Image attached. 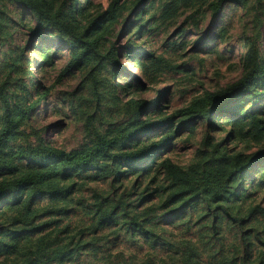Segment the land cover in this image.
I'll use <instances>...</instances> for the list:
<instances>
[{
  "label": "rangeland",
  "instance_id": "obj_1",
  "mask_svg": "<svg viewBox=\"0 0 264 264\" xmlns=\"http://www.w3.org/2000/svg\"><path fill=\"white\" fill-rule=\"evenodd\" d=\"M32 1L62 21L65 17L77 34L105 14L99 18L105 20L97 46L99 56H89L64 73L78 51L72 39L44 24L32 35L38 25L31 11L11 0H0V86L6 80L5 65L13 58L12 79L5 87L7 95H14L24 110L20 112L19 136L0 154L12 164L0 169V182L7 170L16 167L47 168L55 152L83 151L94 144L95 133L106 139L123 138L115 152L133 149L146 140L162 142L163 148L153 161L139 165V177L121 166L114 183L106 177L77 188L75 194L61 199L66 201L62 213L49 212L47 196H23L31 200L32 211L38 210L25 227L17 222L7 225L18 194L5 196L0 202V264H181L190 249L192 264H221L226 257L243 253V235L250 236L253 255L264 253V156L259 157L264 138L229 139L222 116L216 115L213 122L181 117L188 107H206L208 95L240 79L251 46L264 63V0H117L122 9L112 17L107 11L113 0ZM46 51L49 58L44 59ZM156 99L158 105L149 107ZM137 102L141 104H134ZM240 110L264 116V90L245 97ZM166 117L172 118L171 124L153 126ZM149 125L136 133L139 126ZM130 135L133 137L127 138ZM38 148L45 152L41 157L30 155ZM24 152L30 158L46 160L28 162ZM253 157L258 159L232 181L228 201L241 225L219 221L218 242L211 236V219L203 220L206 210L199 200L172 212L173 206L162 208L166 195L160 198L152 193L157 186L172 187L169 177L154 163L169 162L196 174L229 165L235 158ZM96 170L91 167L82 175L92 176ZM104 173L109 175L107 168ZM151 177L156 179L154 183ZM113 189L116 196H128L127 204L156 209L148 218L158 239L146 240L124 231L114 234L112 226L94 233L89 229L79 238L91 224L87 213L96 197ZM72 236L84 242L78 255L71 251L77 246L75 240L64 248Z\"/></svg>",
  "mask_w": 264,
  "mask_h": 264
},
{
  "label": "trees",
  "instance_id": "obj_2",
  "mask_svg": "<svg viewBox=\"0 0 264 264\" xmlns=\"http://www.w3.org/2000/svg\"><path fill=\"white\" fill-rule=\"evenodd\" d=\"M11 1L29 9L36 19L38 26L33 28L31 31L32 35L37 34L40 31L39 26L44 24L56 28L58 31L65 34L67 38L72 39V45L75 44L78 51L72 54L69 63L63 71L64 73L80 65L89 56H99L97 46L101 39V27L105 21H99V18H104L105 14L102 16L99 15L96 21H91L83 30L82 34H77L75 27L67 22L65 17V21L60 20L56 14H50L45 10L40 3L32 0ZM117 4V0L111 2L107 11L109 17H112L122 9ZM70 16L73 20L74 14L72 12ZM43 56L44 59L49 58L48 51H46ZM18 57L19 56H16L15 58ZM10 60L11 63L5 65L7 71L6 80L4 84L0 86V117L2 120L0 128V154L9 141L19 136V125L22 118L20 112L24 111L20 108L21 104L19 100L16 98L14 99V95H7L5 85L10 84L9 80L12 79L11 73L14 66V59L10 58ZM246 61L247 69L239 80L219 93L208 95V104L206 107H200L199 104L193 105L183 110L181 112V117L187 118L190 121L201 119L213 122L214 118L222 116L225 117L221 122L222 126L229 127V139L246 141L251 137L259 141L264 138V116L246 114L245 111L240 110L241 102L245 97L250 94H258V90H264V63L260 61L253 46L247 51ZM158 103L159 99L153 100L152 104H149V107L156 106ZM134 104L141 103L137 102ZM140 113L141 110L139 114ZM171 121V117H166L153 124V126L165 127L171 124ZM151 126L152 125L146 127L139 126L136 133H142L144 129ZM129 137H133V135L127 138ZM94 138V144L81 152L68 155L62 152L53 153L55 157L46 163L51 164L47 166V168L45 165L38 166V168L32 167L23 170L17 167L14 170H7V175L1 177L0 202H2L7 195L18 194L16 206L7 221L8 226L17 222V224H21L25 227L32 221V214L36 209L32 211L33 204L31 200H26L23 196L34 193L47 196L50 199L49 204L52 209L49 212L54 214L62 213V208L66 206V201L61 199L71 193L75 194L79 190L77 188L83 187L89 182H96L101 178L105 179L106 177H111V183H114L121 166H125L128 172L139 177V165L149 160L153 161L154 157L157 155V151L163 148L162 142L156 143L153 140H146L138 142L133 149L115 152V147L122 142L123 138L114 137L112 139H106L97 133L94 134ZM32 153L37 156L45 152L38 148L35 152H31L30 155ZM22 155L27 157L28 162L46 160L37 157L30 158L29 154L26 155L25 152ZM261 156H264V149L262 153L259 154V157ZM256 159L258 158L253 157L247 160L235 158L229 160V165L226 164L217 166L216 168L205 169L196 174L186 173L171 165L169 162L160 165L154 163L155 167L159 166L164 174L169 177L172 187L163 188L157 186L152 193L160 198L166 195V200L162 208L165 209L173 206L175 209L172 210V212L186 207L191 201L199 200L204 204L206 210L203 220L207 221L211 219V229L213 230H211V236L216 237L214 240L218 242L220 240V229L218 228L219 221L227 219L232 223H237L239 226L241 225V220L234 215L228 205L230 196L233 194L232 181L237 175L251 167ZM4 167L10 168L12 164L8 160L3 161L2 158H0V169H6ZM91 167H97L95 174L92 176H83L82 172ZM105 168H107L109 175L104 173ZM146 170H149V168H146ZM151 181L154 183L156 179L151 177ZM110 186L113 187L112 184H110ZM115 190L116 189H113L106 196L96 197L95 204L91 206V209L87 213V216H90L91 224L80 232L79 238L80 236L82 237L86 231H89V229L94 233L102 230V228H110L112 226L114 234L124 231L130 236L139 234L146 240L158 239L154 230L155 225H153L152 219L148 218L156 209L153 208L152 210L151 207L143 208V206H141V208H136L134 205L127 204L128 196L125 198L124 196H116ZM150 195L152 194H149V196ZM147 199L148 197L144 200ZM37 211L38 210H36L34 214H37ZM262 212L264 213V210H262ZM202 227L206 228L205 226ZM8 228L9 227H7V229ZM74 240L77 246L74 249L72 248L73 250L71 251H76L75 254L78 255L79 250L84 247V245L81 246L84 242H81L80 239H76L75 236L69 239L67 246L64 248L68 249V247L72 246ZM240 240L243 246V253L241 251V254H239L240 256L236 255L233 258L226 257L225 261L221 262V264H264V253L253 255L250 236L248 238L243 235ZM206 243L209 244V241H206ZM163 245L168 246L169 244L164 242ZM186 250H189V248ZM61 255L63 256L65 254ZM192 257L193 254L190 249L189 255L181 259V264H192Z\"/></svg>",
  "mask_w": 264,
  "mask_h": 264
}]
</instances>
